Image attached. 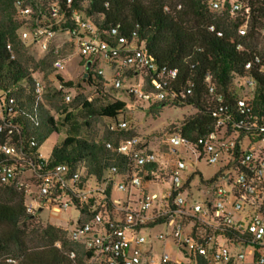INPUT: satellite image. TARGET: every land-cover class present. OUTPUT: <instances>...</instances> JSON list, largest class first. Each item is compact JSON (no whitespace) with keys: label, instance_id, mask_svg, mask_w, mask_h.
Wrapping results in <instances>:
<instances>
[{"label":"built area","instance_id":"1","mask_svg":"<svg viewBox=\"0 0 264 264\" xmlns=\"http://www.w3.org/2000/svg\"><path fill=\"white\" fill-rule=\"evenodd\" d=\"M66 2L67 9L72 8L73 0ZM249 2L208 0L212 11L227 12L231 20L241 23L236 30L237 49L250 54L244 74H232V86L238 93L235 114L225 107L226 117L217 121L208 136L190 143L176 131L165 141L166 154L150 148L142 138L106 141L101 176L90 173L84 162L43 170L25 160L23 148L0 143V185L18 188L25 174L34 180L35 192L26 184L21 186L32 202L25 203L28 214L35 217L46 209L75 211L76 222L67 232L71 243L67 255L74 264L79 257L84 264H264V115L253 104L258 88L255 74L264 77V15L251 38L254 9ZM254 4L264 11V0H254ZM16 6L22 41L48 50L67 21V11L59 0H52L49 21L41 26L31 6L20 0ZM164 10L171 8L166 5ZM70 19L75 28L67 33L96 76L103 79V88L110 85L147 107L182 97L180 91L168 89L178 77L177 70L159 66L145 43L128 38L120 32V25L110 29L107 40L78 10H71ZM217 35L223 37V32ZM8 49L12 50L10 45ZM11 57L15 58L14 52ZM53 68L62 72L64 61L55 60ZM36 75L34 90L42 97L45 85ZM133 80L138 83L131 84ZM205 82L209 92L215 93L210 73ZM64 97L66 102L73 99L68 91ZM14 103L9 90L0 91V117ZM108 129L127 131L128 124L117 120ZM29 144L37 147L35 141ZM42 148L36 150L37 159L47 165L51 153L45 156ZM13 159L26 164L18 168ZM202 164L215 167L216 172L204 178L197 169ZM169 242L177 252L175 258L169 254ZM56 246L61 248V243Z\"/></svg>","mask_w":264,"mask_h":264},{"label":"trees","instance_id":"2","mask_svg":"<svg viewBox=\"0 0 264 264\" xmlns=\"http://www.w3.org/2000/svg\"><path fill=\"white\" fill-rule=\"evenodd\" d=\"M20 1L24 6L32 7L39 25L47 24L52 0ZM59 3L67 11V21L61 25L60 33L75 28L70 19L71 10L75 9L90 19L104 39H109L112 27L120 25V32L128 38L135 37L145 43L159 66L177 70L178 77L168 89L180 91L182 97L153 105L152 113L168 105L194 109L195 113L184 119L178 128L170 127L190 143L214 131L217 121L227 115L225 107L232 108L230 111L235 114L238 93L232 86V74H244L243 67L250 54L237 49L236 30L241 23L231 20L227 12L220 15L212 11L208 0H73L70 9L66 7V0H59ZM179 4L181 10L176 9ZM166 5L171 8L169 12L164 10ZM249 5L254 9L253 30L250 32L253 38L254 28L261 24L264 11L254 4V0H250ZM17 11L16 0H0V91L9 90L15 99L14 105L1 113L0 143L9 142L23 148L25 160L43 170L58 164L75 165L86 161L90 165L89 172L101 176L103 160L107 156L104 140L116 141V137L126 131L108 130L106 138L96 142L85 138L83 129L99 119L117 121L125 114L126 103L104 93V81L96 76L92 65L85 81L94 88L95 98L80 95L66 102L65 90L74 89L76 84L65 82L60 76H55L57 86L48 84L43 96L39 97L34 90L33 74L37 71L46 73L48 58L54 55L50 53L39 61L27 55L21 39L23 26L16 20ZM210 27H215L216 31L212 32ZM219 31L223 32V37L217 35ZM251 47L255 49L257 45ZM12 52L15 53L14 59ZM261 54L264 56V46ZM88 62L85 58L86 66ZM206 73L213 76L216 84L213 94L207 88ZM255 77L258 88L253 104L262 116L264 77L258 74ZM189 89L191 94H187ZM220 96L223 98L221 102L218 101ZM62 132L65 137L55 144L48 164L43 165L37 159V148ZM31 141L36 142V148L30 147ZM11 162L18 168L26 164L17 159ZM24 203L23 191L0 185V264H74L67 255L71 249L67 230L50 223L44 226L34 224L35 217L26 212ZM57 243H61V248L56 246ZM75 262L84 264L80 257Z\"/></svg>","mask_w":264,"mask_h":264},{"label":"rangeland","instance_id":"3","mask_svg":"<svg viewBox=\"0 0 264 264\" xmlns=\"http://www.w3.org/2000/svg\"><path fill=\"white\" fill-rule=\"evenodd\" d=\"M19 17L21 16L17 11L16 20L18 22ZM25 45L27 49V55L36 61L47 58L48 54L50 53L54 55V57L48 58L49 65L46 69V73L38 71L34 73H39V76H36L43 80L45 88H47L48 84L57 86L55 76H60L65 82H73L76 84L74 89L65 90V92L68 91L73 98H76L80 95L88 99L96 97L94 88L90 87L85 81V75L87 74L85 58L80 55L74 43V38L68 33H59L51 43L49 49L46 51H43L38 45L30 44V41L25 42ZM57 59H61L65 63V69L62 72H57L53 68V62ZM109 74L110 72L107 71V76H109ZM125 83L129 84V81L125 80ZM130 83L137 84L138 81L133 80ZM103 89L105 94L109 95L111 98L125 102L127 106L125 114L119 117L118 121L120 120L127 122L128 130L123 135L116 138H142L148 142L150 148H154L155 151L163 154L168 153L167 146L165 144L166 139L170 134L176 132L174 131L176 129H171V131L170 127L174 126L175 128H178L184 119L195 113L194 109L191 107L176 108L173 105L162 107L159 109V111L152 113V108L154 106L147 107L136 103L135 101H131V99L122 92L113 90L110 85ZM54 115L57 118V115ZM114 122L115 121L103 119L92 121L90 127L83 129V136L88 140L99 142L103 140V138H106L107 131L109 130L108 126ZM64 137L65 132H62L60 136L53 135L51 138H49L42 148V152L45 153V156L50 154L52 151V146H55V143L59 142ZM106 141L107 140H104V143ZM83 162L87 165V167L90 166L89 163H86V161ZM197 169L204 178H209L216 172L215 167L206 166L204 164L201 166L199 165ZM20 182L21 184L17 189L24 191L23 187L21 186L26 184L29 186V191H36V188L33 185L34 180L30 179V174L21 176ZM25 201L26 204L32 203L31 200L26 196ZM76 217L77 215L73 209H70L66 212L46 209L42 214H36L34 224L44 226L50 223L65 228L67 232H69L72 225L76 222ZM168 249L171 257L175 258L177 252L171 242H169Z\"/></svg>","mask_w":264,"mask_h":264},{"label":"water","instance_id":"4","mask_svg":"<svg viewBox=\"0 0 264 264\" xmlns=\"http://www.w3.org/2000/svg\"><path fill=\"white\" fill-rule=\"evenodd\" d=\"M89 67H90V61L87 63V66H86L87 70L89 69Z\"/></svg>","mask_w":264,"mask_h":264},{"label":"crops","instance_id":"5","mask_svg":"<svg viewBox=\"0 0 264 264\" xmlns=\"http://www.w3.org/2000/svg\"><path fill=\"white\" fill-rule=\"evenodd\" d=\"M107 71H109V70H106V73H107ZM50 138H51V137H50ZM55 144H56V143H55ZM53 147H54V146H52V149H53ZM51 152H52V151H51Z\"/></svg>","mask_w":264,"mask_h":264}]
</instances>
